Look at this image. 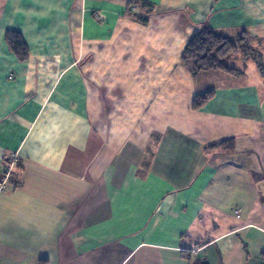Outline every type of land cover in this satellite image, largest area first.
I'll return each instance as SVG.
<instances>
[{
    "label": "crops",
    "instance_id": "0c3cea01",
    "mask_svg": "<svg viewBox=\"0 0 264 264\" xmlns=\"http://www.w3.org/2000/svg\"><path fill=\"white\" fill-rule=\"evenodd\" d=\"M205 27L247 34L242 75L182 61ZM13 156L0 264H264V0H0V181Z\"/></svg>",
    "mask_w": 264,
    "mask_h": 264
},
{
    "label": "trees",
    "instance_id": "16d2710c",
    "mask_svg": "<svg viewBox=\"0 0 264 264\" xmlns=\"http://www.w3.org/2000/svg\"><path fill=\"white\" fill-rule=\"evenodd\" d=\"M135 5L137 4L131 3L129 7L134 9ZM147 20L146 18V21ZM5 39L9 48L18 59L22 61L28 59L29 47L21 32L9 30L6 33ZM247 49L255 51L246 33H243L237 40H231L219 36L210 28L205 27L192 37L183 53L182 61L191 63L194 76L205 72H219L233 77H239L242 73L234 66H230L229 62L240 53L247 55V57H251L247 53ZM213 96V91L197 96L193 103V109L198 110L205 106ZM230 143H233V140L221 142L211 148L230 151L234 148ZM8 161H10V159H8ZM22 168L23 165H20L19 169L22 170ZM195 264L207 263L199 262Z\"/></svg>",
    "mask_w": 264,
    "mask_h": 264
},
{
    "label": "rangeland",
    "instance_id": "374dc122",
    "mask_svg": "<svg viewBox=\"0 0 264 264\" xmlns=\"http://www.w3.org/2000/svg\"><path fill=\"white\" fill-rule=\"evenodd\" d=\"M246 51L249 56L255 55V51L252 49H247ZM238 64L239 66L241 65V63ZM9 159L10 161L7 160L8 162L6 161V164L3 167L4 170L2 172V178L0 181V194L5 192L9 185H12L16 188L22 185L21 170L19 169V166L23 164L19 161L17 156H13Z\"/></svg>",
    "mask_w": 264,
    "mask_h": 264
},
{
    "label": "built area",
    "instance_id": "2783aa9c",
    "mask_svg": "<svg viewBox=\"0 0 264 264\" xmlns=\"http://www.w3.org/2000/svg\"><path fill=\"white\" fill-rule=\"evenodd\" d=\"M4 185V184H3ZM4 187V186H3ZM237 214L239 213V212H236Z\"/></svg>",
    "mask_w": 264,
    "mask_h": 264
}]
</instances>
